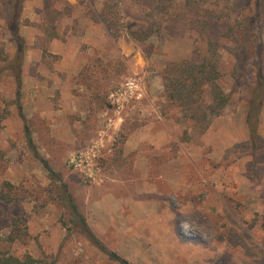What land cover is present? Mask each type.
<instances>
[{
	"label": "rangeland",
	"instance_id": "1",
	"mask_svg": "<svg viewBox=\"0 0 264 264\" xmlns=\"http://www.w3.org/2000/svg\"><path fill=\"white\" fill-rule=\"evenodd\" d=\"M186 61L230 96L205 129L165 91ZM64 188L129 264H264V0H0V252L119 264Z\"/></svg>",
	"mask_w": 264,
	"mask_h": 264
},
{
	"label": "trees",
	"instance_id": "2",
	"mask_svg": "<svg viewBox=\"0 0 264 264\" xmlns=\"http://www.w3.org/2000/svg\"><path fill=\"white\" fill-rule=\"evenodd\" d=\"M18 5V4H17ZM16 3L11 6V14L8 16L9 28L13 36L17 37L18 23L19 20L15 16L16 11H20ZM107 29L112 32L109 22L104 20ZM250 25L246 24L242 29L238 31V34L228 31L227 35L231 41L235 44L236 48L240 49L245 53H252L253 45L251 41V36L249 33ZM118 37L119 35H116ZM18 38V37H17ZM20 52V51H19ZM17 53L11 66H17L20 62V53ZM10 65V64H9ZM18 69V67H17ZM16 69V70H17ZM217 73L215 71V66L209 62L204 61L201 64H197L191 61L182 62L179 64H173L167 70L165 77V91L170 100L177 102L178 105L183 109L186 115V111H192L187 117L195 120L198 123L202 122V129H205L209 125L210 118L218 117L221 115L224 107L227 105L230 96L224 94L216 83ZM207 87L211 95V103L206 106L208 113L206 111L198 115L197 110L201 105V95L203 89ZM204 122V123H203ZM28 141L30 143V136L28 130L26 131ZM48 169V168H47ZM49 171V169H48ZM62 196L65 200L67 207L70 209L74 215H76L83 224L87 235L92 240V242L104 252L108 258L119 264H129L125 259L118 256L115 252L106 250L102 243L88 230L86 223L83 221V217L79 214L76 206L74 205L71 195L68 194L64 188ZM1 198H5L1 196ZM10 242L13 239H9ZM39 261L33 259L30 256H25L23 259H19L12 255H7L6 253L0 252V264H38Z\"/></svg>",
	"mask_w": 264,
	"mask_h": 264
},
{
	"label": "built area",
	"instance_id": "3",
	"mask_svg": "<svg viewBox=\"0 0 264 264\" xmlns=\"http://www.w3.org/2000/svg\"><path fill=\"white\" fill-rule=\"evenodd\" d=\"M127 86H128L127 87L128 89H134L136 87L134 81H129ZM112 98H114L113 95H112ZM93 148H96V146H94ZM90 163H91V160L89 156H86V154L84 153H80L75 158L72 159V164L74 166H82L84 164L89 165Z\"/></svg>",
	"mask_w": 264,
	"mask_h": 264
}]
</instances>
